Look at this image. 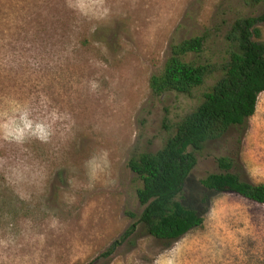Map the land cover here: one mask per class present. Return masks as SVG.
Listing matches in <instances>:
<instances>
[{"label":"rangeland","instance_id":"rangeland-1","mask_svg":"<svg viewBox=\"0 0 264 264\" xmlns=\"http://www.w3.org/2000/svg\"><path fill=\"white\" fill-rule=\"evenodd\" d=\"M263 11L243 0H95L85 14L69 0H0V112L27 106L54 121L47 143L0 139V264H166L174 246L180 264H264V205L200 183L222 171L219 157L264 182V92L244 130L197 154L181 202L202 227L167 243L138 225L120 239L143 209L129 159L158 151L221 77L191 95H154L170 45L205 36L199 60L220 65L233 23ZM102 151L110 167L89 188L86 161Z\"/></svg>","mask_w":264,"mask_h":264},{"label":"trees","instance_id":"trees-1","mask_svg":"<svg viewBox=\"0 0 264 264\" xmlns=\"http://www.w3.org/2000/svg\"><path fill=\"white\" fill-rule=\"evenodd\" d=\"M243 1L250 6L264 4V0ZM259 25H264V11L233 23L226 36L227 57L220 65L199 60L205 49V36L170 45L162 70L149 81L154 95H191L215 72L220 71L221 77L203 93L199 105L174 125L173 133L158 151L129 159L128 169L141 181L136 198L143 209L137 222L121 236L122 241L138 225L146 235L167 243L202 227L201 215L181 202L185 183L204 145L222 137L230 128L244 130L255 112L257 97L264 92V42ZM216 162L222 171L202 179L204 188L233 193L264 205V182L250 183L230 172L235 161L229 157H219ZM118 244L114 242L107 252Z\"/></svg>","mask_w":264,"mask_h":264},{"label":"clouds","instance_id":"clouds-1","mask_svg":"<svg viewBox=\"0 0 264 264\" xmlns=\"http://www.w3.org/2000/svg\"><path fill=\"white\" fill-rule=\"evenodd\" d=\"M95 0H69V6L75 7L83 13H87L89 5ZM93 90L99 87L98 83L92 82ZM54 121L47 117H37L27 106H14L11 112H0V139L14 142L18 145L24 144L29 139L39 140L47 143L54 134ZM87 176L89 180L88 187L95 186L102 175H105L110 167L108 153L102 151L93 155L86 161ZM175 255H169L166 264H180V249L176 246L171 250Z\"/></svg>","mask_w":264,"mask_h":264}]
</instances>
